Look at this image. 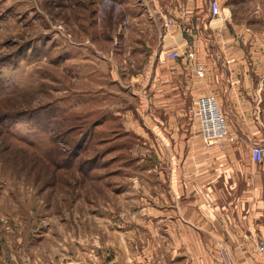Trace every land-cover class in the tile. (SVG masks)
<instances>
[{
	"label": "rangeland",
	"instance_id": "374dc122",
	"mask_svg": "<svg viewBox=\"0 0 264 264\" xmlns=\"http://www.w3.org/2000/svg\"><path fill=\"white\" fill-rule=\"evenodd\" d=\"M155 11L154 0H0V264H104L117 221L141 215L140 178L183 151L144 128L146 44L165 36Z\"/></svg>",
	"mask_w": 264,
	"mask_h": 264
},
{
	"label": "crops",
	"instance_id": "0c3cea01",
	"mask_svg": "<svg viewBox=\"0 0 264 264\" xmlns=\"http://www.w3.org/2000/svg\"><path fill=\"white\" fill-rule=\"evenodd\" d=\"M201 1L207 4L202 27L194 25L196 0H154L155 15L173 26L163 29L165 36L159 31L157 46L146 44L154 78L139 80L145 81L140 99L152 95V105H143L144 128L157 136L155 144L183 151L155 158L153 172L140 178L141 215L117 221L120 236L112 233L99 252L104 264H216L223 248L233 264H264L258 249L264 244V161L252 159L253 144L264 148V0H218L219 17L211 16L210 0ZM176 48L194 52L196 60L159 62ZM211 83L215 95L208 93ZM209 95L238 139L225 149L205 147L191 112Z\"/></svg>",
	"mask_w": 264,
	"mask_h": 264
},
{
	"label": "built area",
	"instance_id": "2783aa9c",
	"mask_svg": "<svg viewBox=\"0 0 264 264\" xmlns=\"http://www.w3.org/2000/svg\"><path fill=\"white\" fill-rule=\"evenodd\" d=\"M209 10L212 17L221 16V7L218 0H210ZM164 28L173 26V21L170 19L165 20ZM186 59L190 62L196 60L194 52L185 51L182 49H173L164 56H159V62L165 64L172 60ZM200 78H203V71L198 70ZM201 128V135L205 147L208 149H225L227 146L237 142V137L231 134L226 118L223 116L218 107L217 101L214 96L209 95L198 99L194 103V108L191 110ZM252 159L254 163L261 164L264 161V148L258 144L252 146ZM258 249L263 252L264 244L259 243ZM65 264H86L85 262H69ZM216 264H233L230 257L228 248H223L220 253V260Z\"/></svg>",
	"mask_w": 264,
	"mask_h": 264
},
{
	"label": "trees",
	"instance_id": "16d2710c",
	"mask_svg": "<svg viewBox=\"0 0 264 264\" xmlns=\"http://www.w3.org/2000/svg\"><path fill=\"white\" fill-rule=\"evenodd\" d=\"M184 60V59H183ZM205 97V96H204Z\"/></svg>",
	"mask_w": 264,
	"mask_h": 264
}]
</instances>
